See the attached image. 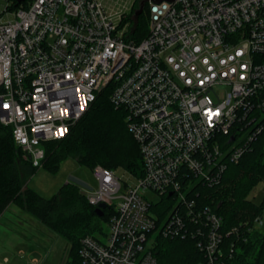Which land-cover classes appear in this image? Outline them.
<instances>
[{"label":"built area","instance_id":"1","mask_svg":"<svg viewBox=\"0 0 264 264\" xmlns=\"http://www.w3.org/2000/svg\"><path fill=\"white\" fill-rule=\"evenodd\" d=\"M142 1L149 34L137 42L126 20ZM136 3L0 0V124L41 168L45 144L65 138L113 84L144 174L124 171L134 179L124 182L118 170L92 169L87 200L113 214L108 230L83 238L81 264H158V237H182L188 224L215 264L223 220L194 195L219 185L227 160L264 134V0Z\"/></svg>","mask_w":264,"mask_h":264},{"label":"trees","instance_id":"2","mask_svg":"<svg viewBox=\"0 0 264 264\" xmlns=\"http://www.w3.org/2000/svg\"><path fill=\"white\" fill-rule=\"evenodd\" d=\"M10 1L14 2V8L21 7L22 0ZM146 12L147 8L136 17L133 11L126 20L130 23L129 34L137 42L149 34ZM112 91L113 84L98 93L65 138L45 144L42 169L56 173L63 162L75 159L91 169L101 165L113 170L121 168L135 177L143 176L140 146L128 129L126 111L112 103ZM227 164L219 185L200 187L199 197L194 195L198 206L209 207L223 220L222 243L215 264H264V232L253 227L264 213V197L259 203L249 200L251 192L264 184V134L252 142L237 163L228 159ZM39 169L23 159L12 128L0 124V218L10 205L18 206L66 239L71 247L68 264H81L79 251L83 238L101 233L113 211L109 209L103 218L98 217L97 207L72 183L65 184L52 198H44L26 182ZM171 205L166 197L156 211L163 217ZM187 229L182 237H158L153 250L158 264H210L206 252L198 247L194 235L197 228L188 224Z\"/></svg>","mask_w":264,"mask_h":264},{"label":"rangeland","instance_id":"3","mask_svg":"<svg viewBox=\"0 0 264 264\" xmlns=\"http://www.w3.org/2000/svg\"><path fill=\"white\" fill-rule=\"evenodd\" d=\"M140 1L137 0V3ZM117 170L120 176L124 175V182L129 179L134 181L121 168ZM26 182L46 199L58 194L67 183L76 184L85 193L97 188L92 169L75 159L63 162L56 173L40 168ZM263 195L264 184L261 183L251 192L249 200L259 203ZM103 227L104 231L108 230L107 223ZM261 230L264 232V227ZM70 248L65 238L16 205H10L0 218V264H68Z\"/></svg>","mask_w":264,"mask_h":264},{"label":"water","instance_id":"4","mask_svg":"<svg viewBox=\"0 0 264 264\" xmlns=\"http://www.w3.org/2000/svg\"><path fill=\"white\" fill-rule=\"evenodd\" d=\"M22 1H30V0H22ZM155 3H161L163 1H168L171 2L173 0H153ZM146 5V1H142L140 4V8L138 9V11L136 12V16L139 17L142 15L144 8ZM105 209H107V205L106 204H101L99 205V207L96 208L95 213L98 217L103 218L105 216Z\"/></svg>","mask_w":264,"mask_h":264},{"label":"bare ground","instance_id":"5","mask_svg":"<svg viewBox=\"0 0 264 264\" xmlns=\"http://www.w3.org/2000/svg\"><path fill=\"white\" fill-rule=\"evenodd\" d=\"M138 8V7H137ZM133 15V14H132ZM146 17V16H145ZM143 161V160H142ZM100 229V228H99Z\"/></svg>","mask_w":264,"mask_h":264}]
</instances>
